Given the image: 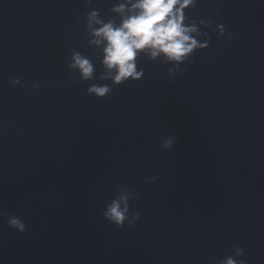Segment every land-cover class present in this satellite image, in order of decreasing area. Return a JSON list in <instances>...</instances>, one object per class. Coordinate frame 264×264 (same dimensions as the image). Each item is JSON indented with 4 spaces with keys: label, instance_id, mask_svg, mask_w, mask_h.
Wrapping results in <instances>:
<instances>
[{
    "label": "water",
    "instance_id": "obj_1",
    "mask_svg": "<svg viewBox=\"0 0 264 264\" xmlns=\"http://www.w3.org/2000/svg\"><path fill=\"white\" fill-rule=\"evenodd\" d=\"M89 10L0 0V210L27 227L0 216V264H215L237 245L264 264V0H198L192 14L233 39L208 30L209 47L172 78L141 58L144 77L102 99L67 68L77 49L103 71L77 23ZM117 186L135 191V227L101 215Z\"/></svg>",
    "mask_w": 264,
    "mask_h": 264
},
{
    "label": "clouds",
    "instance_id": "obj_2",
    "mask_svg": "<svg viewBox=\"0 0 264 264\" xmlns=\"http://www.w3.org/2000/svg\"><path fill=\"white\" fill-rule=\"evenodd\" d=\"M91 9L77 23L82 24L88 47L94 48L103 71L97 77L93 59L77 49H72L68 57L67 68L76 75L80 83L92 82L86 92L97 98L112 95V86L141 80L145 73L138 67L141 58L158 61L167 65V76L182 74L195 62V53L209 47V31L215 32L217 39L227 36L230 42L232 32L222 23L208 18H200L192 13L198 6V0H111L102 15L98 8L92 7L93 0H84ZM215 16H220L218 9ZM181 65H184L182 68ZM110 81L97 83L96 81ZM71 82V81H70ZM11 87H24L18 78H9ZM39 80H33L31 88L39 90ZM17 131H21L17 129ZM175 137L160 139V147L168 150L173 147ZM164 157L168 155L163 152ZM156 175L145 178V183H154ZM163 187V185H161ZM136 198L135 191L129 187L117 186L115 195L106 202L102 217L117 229L125 225L135 227L140 212L130 202ZM0 216L6 217L9 228L20 234L27 231L25 222L19 217L0 210ZM244 248L237 245L231 254L217 258L215 264H245L240 259ZM171 259V255L167 257Z\"/></svg>",
    "mask_w": 264,
    "mask_h": 264
}]
</instances>
